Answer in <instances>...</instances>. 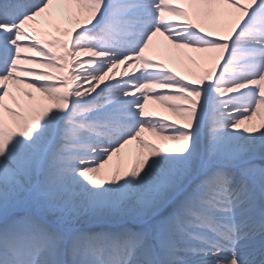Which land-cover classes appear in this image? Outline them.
Segmentation results:
<instances>
[{
  "label": "snow or ice",
  "instance_id": "obj_1",
  "mask_svg": "<svg viewBox=\"0 0 264 264\" xmlns=\"http://www.w3.org/2000/svg\"><path fill=\"white\" fill-rule=\"evenodd\" d=\"M0 264H264V0H0Z\"/></svg>",
  "mask_w": 264,
  "mask_h": 264
},
{
  "label": "bare ground",
  "instance_id": "obj_2",
  "mask_svg": "<svg viewBox=\"0 0 264 264\" xmlns=\"http://www.w3.org/2000/svg\"><path fill=\"white\" fill-rule=\"evenodd\" d=\"M152 58L155 60L161 61L165 64L166 67L171 68L173 72H176L178 75H182L185 79L193 78V70L197 71V64L200 61V54L194 53L191 50L178 51L175 49H170L167 46V42L164 41L162 37L154 38L151 46V50L149 51ZM196 65V66H195ZM137 70L139 69V65H136ZM119 71L118 68L115 72L112 73L114 79H119ZM130 71V69H129ZM107 82V81H105ZM147 110L155 113L154 118L168 117L169 121L176 119L174 114L164 106L163 104L156 101H149L147 104ZM144 136L148 139H153L151 133H144ZM135 151V144L126 146L124 150H122L123 156V166L127 167L130 162V156ZM117 161V157H113V160L106 166L107 169H111L114 167ZM107 178V177H105Z\"/></svg>",
  "mask_w": 264,
  "mask_h": 264
},
{
  "label": "rangeland",
  "instance_id": "obj_3",
  "mask_svg": "<svg viewBox=\"0 0 264 264\" xmlns=\"http://www.w3.org/2000/svg\"><path fill=\"white\" fill-rule=\"evenodd\" d=\"M195 66H196V65H195ZM199 71H200V70H199L198 68H197V71H194V70H193V75L196 74V73H198ZM176 119H179V118L176 117Z\"/></svg>",
  "mask_w": 264,
  "mask_h": 264
}]
</instances>
